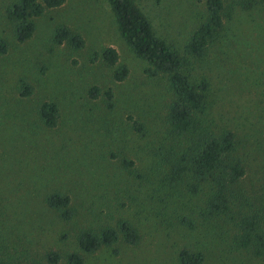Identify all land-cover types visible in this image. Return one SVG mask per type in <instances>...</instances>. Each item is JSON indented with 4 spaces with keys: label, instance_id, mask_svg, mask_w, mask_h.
Segmentation results:
<instances>
[{
    "label": "rangeland",
    "instance_id": "1",
    "mask_svg": "<svg viewBox=\"0 0 264 264\" xmlns=\"http://www.w3.org/2000/svg\"><path fill=\"white\" fill-rule=\"evenodd\" d=\"M13 1L0 0V40L8 46L0 55V259L51 264L45 257L55 252L54 264H65L80 231L99 233L123 220L139 242L118 240L116 254L109 247L82 254L83 264H174L181 248L201 252L204 264H264L232 243L241 217L264 215V11L249 24L248 13L234 10L238 0H223L231 17H224L219 37L197 60L185 45L201 21L202 4L135 0L154 35L184 60L189 81L209 82L191 130L176 138L167 121L172 92L166 76L146 73L148 64L119 36L105 0H65L34 19L35 30L23 43L14 41L5 13ZM59 26L79 34L83 47L53 44ZM106 47L117 53L114 67L93 58ZM118 67L127 70L121 82L111 77ZM19 80L30 86L28 97L20 96ZM93 87L111 91L110 107L103 96H89ZM42 101L59 110L51 129L36 117ZM128 118L143 125L142 135L130 129ZM222 128L234 134L233 156L245 173L233 189L239 198L230 211L207 217L205 184L192 193L196 181L190 174L172 178L169 164L185 143ZM122 160L132 165L125 168ZM52 193L69 197V220L44 204Z\"/></svg>",
    "mask_w": 264,
    "mask_h": 264
},
{
    "label": "trees",
    "instance_id": "2",
    "mask_svg": "<svg viewBox=\"0 0 264 264\" xmlns=\"http://www.w3.org/2000/svg\"><path fill=\"white\" fill-rule=\"evenodd\" d=\"M65 0H14L6 8V17L13 23V38L17 43L28 40L34 30V19L40 17L46 10L61 6ZM109 5L114 18L116 30L135 57L148 64L146 73L150 76H166L172 99L167 107V121L171 134L176 138L185 135L193 126L194 114L201 111L206 103L209 82L200 78L192 84L182 72L184 60L176 51L170 48L164 40L156 37L147 17L136 5L135 0H105ZM203 5L201 21L196 25L186 45V53L194 59L205 56L208 48L215 43L223 29L224 17H231L232 9L226 10L223 0H194ZM234 10L248 13L245 15L249 24L257 22L260 13L264 11V0H238L234 3ZM229 11V12H227ZM257 12V16L253 15ZM251 15L254 18H251ZM250 16V18H249ZM254 19V20H253ZM234 27V25H233ZM236 35L234 40L240 44ZM55 45L66 43L73 49H81L84 41L79 34L72 32L65 26L57 27L51 36ZM7 43L0 40V55L7 51ZM94 60H99L107 67H114L117 63V53L111 47H106L100 52H94ZM127 70L118 67L112 71V79L121 82L125 79ZM21 97L31 94L30 86L23 80L18 82ZM91 98L103 96L106 105L111 106L112 93L110 90L100 91L93 87L88 90ZM36 117L41 126L51 129L56 126L59 118L57 104L52 101H42L36 108ZM130 129L142 135L143 125L136 120L128 118ZM235 151V136L229 130L222 128L215 134L199 135L195 141L185 143L176 151V159L170 162L169 172L174 179L182 174H190L196 183L190 184L189 190L198 191L199 183L207 187L205 211L207 217L226 214L230 211L232 200L237 201L239 196L234 192V187L244 176V168L233 156ZM126 168L131 166L130 161L122 160ZM44 204L58 213L63 220L72 217L69 207L70 200L67 195L52 193L44 199ZM261 220V221H260ZM260 221V222H258ZM188 228L191 223L182 219ZM237 232L232 237V243L241 250H249L254 257L264 260V215L255 213L240 218ZM120 240L127 246H135L139 236L133 226L127 221L118 220L116 227H105L99 233L88 229L80 231L75 237L76 251L65 257V264H83L82 254H93L103 247L112 248ZM48 263L59 261L55 252H49L45 257ZM174 264H204V256L199 251L186 248L179 249L173 257ZM0 264H9L0 259Z\"/></svg>",
    "mask_w": 264,
    "mask_h": 264
}]
</instances>
